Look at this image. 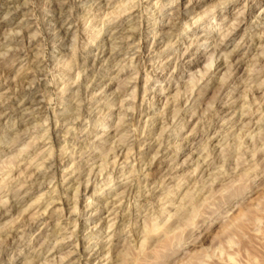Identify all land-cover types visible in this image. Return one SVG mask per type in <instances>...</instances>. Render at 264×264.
<instances>
[{"label":"rangeland","instance_id":"obj_1","mask_svg":"<svg viewBox=\"0 0 264 264\" xmlns=\"http://www.w3.org/2000/svg\"><path fill=\"white\" fill-rule=\"evenodd\" d=\"M12 1L0 264H264V0Z\"/></svg>","mask_w":264,"mask_h":264},{"label":"bare ground","instance_id":"obj_2","mask_svg":"<svg viewBox=\"0 0 264 264\" xmlns=\"http://www.w3.org/2000/svg\"><path fill=\"white\" fill-rule=\"evenodd\" d=\"M8 2H13L12 0H7ZM177 1H180V2H182V0H177ZM103 1L101 0V2H100V4L102 3ZM188 2V1H187ZM192 2V6L193 7H195L196 5H197V3H201V1H199V2H193V1H189V4ZM179 4V3H178ZM244 6H245V8H248V6H249V3L248 2H246L245 4H244ZM62 7V6H61ZM187 7V6H186ZM250 7V6H249ZM196 9V8H195ZM190 10V9H189ZM60 11V10H59ZM107 17V16H106ZM239 17V16H238ZM241 17H243L242 15H241ZM65 21V20H64ZM240 23V22H239ZM58 24V26L56 27L57 28V31H61V33H62V30L64 29V27H63V25H64V23H57ZM117 25V24H116ZM238 25H240V24H238ZM237 25V26H238ZM233 26V25H232ZM122 27V26H121ZM70 28V27H69ZM218 30H220V28L218 29ZM115 31V30H114ZM113 34V33H112ZM133 34V33H132ZM228 34V33H227ZM230 34V33H229ZM64 35V34H63ZM111 36V35H110ZM23 37H21V38H19V39H22ZM62 38H64V36L62 37ZM224 38V37H223ZM16 39V38H15ZM19 39L18 40H16V41H14L13 40V42H18L19 41ZM61 39V38H60ZM112 39H113V37H112ZM179 39H182V38H180L179 37ZM62 40V39H61ZM260 40V39H259ZM183 41V40H182ZM180 42V41H179ZM209 41H208V39H204V44H207ZM174 44V43H173ZM183 45V44H182ZM206 46V45H205ZM220 47V46H219ZM175 49H176V47H175ZM218 49V48H217ZM74 52V51H73ZM213 55V54H212ZM183 57V56H182ZM137 58V57H136ZM178 58V57H177ZM214 58V57H213ZM195 59H197V58H195ZM216 61V60H215ZM211 62H212V60H211ZM210 62V63H211ZM214 62V61H213ZM218 62V61H217ZM238 62V61H237ZM216 63V62H215ZM232 64V63H231ZM237 64V63H236ZM235 63H234V65H236ZM218 65V64H217ZM237 66V65H236ZM212 67V66H211ZM218 68L220 67V66H217ZM225 67V66H224ZM231 68V67H230ZM208 69H209V67H208ZM211 69V68H210ZM217 69V68H216ZM247 107V106H246ZM1 109V108H0ZM1 117V116H0ZM231 122V121H230ZM130 124V123H129ZM257 136V135H256ZM109 153V152H108ZM127 161V160H126ZM4 179V178H3ZM1 181V180H0ZM167 194V193H166ZM160 202V201H159ZM13 203V202H12ZM6 212L5 211H0V220L1 219H3L5 216H6V214H5ZM115 217V216H114ZM156 224V223H155ZM69 261V260H68Z\"/></svg>","mask_w":264,"mask_h":264}]
</instances>
